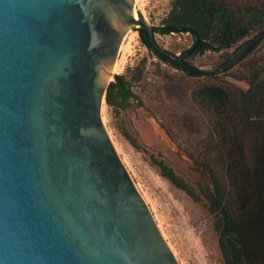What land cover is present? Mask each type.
<instances>
[{
    "label": "water",
    "instance_id": "95a60500",
    "mask_svg": "<svg viewBox=\"0 0 264 264\" xmlns=\"http://www.w3.org/2000/svg\"><path fill=\"white\" fill-rule=\"evenodd\" d=\"M135 0H0V264H179L102 122L124 36L169 59ZM114 79V77H113Z\"/></svg>",
    "mask_w": 264,
    "mask_h": 264
},
{
    "label": "trees",
    "instance_id": "16d2710c",
    "mask_svg": "<svg viewBox=\"0 0 264 264\" xmlns=\"http://www.w3.org/2000/svg\"><path fill=\"white\" fill-rule=\"evenodd\" d=\"M263 30L264 0H172L168 15L153 34H189L193 43L182 59L192 65L190 61L206 52L236 49ZM138 33L152 51L146 33L139 29ZM184 73L204 79L194 86L191 98L209 116L210 130L191 142L189 151L205 167L211 185L205 191L198 189L160 156L150 154V163L162 178L207 209L223 264H264V40L226 71L246 89L218 77ZM140 78L138 67L129 80L115 75L106 104L126 110L134 98L131 83ZM120 132L132 147L143 149L129 132ZM247 133L252 137L250 162L244 145Z\"/></svg>",
    "mask_w": 264,
    "mask_h": 264
},
{
    "label": "rangeland",
    "instance_id": "374dc122",
    "mask_svg": "<svg viewBox=\"0 0 264 264\" xmlns=\"http://www.w3.org/2000/svg\"><path fill=\"white\" fill-rule=\"evenodd\" d=\"M171 1L135 0V16L159 28L170 11ZM154 39L160 49L173 57H178L193 43L192 37L184 33H155ZM233 50L206 52L190 64L209 69ZM117 60H121L123 67L121 72L112 74L110 81L115 75H124L129 80L137 67L141 70V78L131 83L134 98L130 99L126 110L113 109L105 101L101 107L102 122L117 154L178 263L223 264L213 219L207 209L162 178L150 163V154L160 156L198 189L205 191L210 184L205 167L197 163L189 151V144L206 137L210 130L209 116L191 98L194 86L204 79L189 77L159 60L141 43L138 29L134 27L124 36ZM216 77L247 88L229 73ZM121 130L129 132L143 149L132 147ZM244 145L250 162L251 134L245 135Z\"/></svg>",
    "mask_w": 264,
    "mask_h": 264
},
{
    "label": "flooded vegetation",
    "instance_id": "af4514ba",
    "mask_svg": "<svg viewBox=\"0 0 264 264\" xmlns=\"http://www.w3.org/2000/svg\"><path fill=\"white\" fill-rule=\"evenodd\" d=\"M158 46V45H157ZM159 49H160V47H159ZM161 51H165V50H162V49H160ZM153 52V51H152ZM167 52V51H166ZM185 51H183V52H181L180 54H181V57H183V53H184ZM154 53V52H153ZM168 54H167V57L169 58V59H172V60H176L177 59V57H173L169 52H167ZM155 54V53H154ZM157 57V56H156ZM159 60H161L162 62H164V63H166V64H170V65H173V64H171L169 61H167V60H164V59H161V58H159V57H157ZM184 61V60H183ZM174 66V65H173ZM176 67V66H175ZM178 69V68H177ZM226 73V72H225ZM224 74V73H223ZM216 77V76H215ZM114 81V80H113ZM129 107V106H128Z\"/></svg>",
    "mask_w": 264,
    "mask_h": 264
},
{
    "label": "bare ground",
    "instance_id": "6f19581e",
    "mask_svg": "<svg viewBox=\"0 0 264 264\" xmlns=\"http://www.w3.org/2000/svg\"><path fill=\"white\" fill-rule=\"evenodd\" d=\"M135 18H136V16H135ZM122 49H123V48H122ZM122 67H123V63L121 62V60H117V61L115 62V65H114L113 70H112L111 73L114 74V73L121 72Z\"/></svg>",
    "mask_w": 264,
    "mask_h": 264
}]
</instances>
